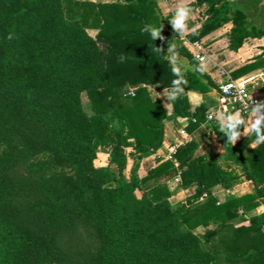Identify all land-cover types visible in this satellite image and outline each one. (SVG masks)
I'll use <instances>...</instances> for the list:
<instances>
[{"label": "trees", "instance_id": "16d2710c", "mask_svg": "<svg viewBox=\"0 0 264 264\" xmlns=\"http://www.w3.org/2000/svg\"><path fill=\"white\" fill-rule=\"evenodd\" d=\"M195 4L207 18L192 41L229 23L231 50L264 36L227 0ZM171 31L157 0H0V264H264V211L251 213L264 197V143L238 168L197 154L192 139L127 177L163 145L167 120L189 117L191 132L207 120L186 91L216 85L186 46L192 70L171 59ZM262 67L263 53L232 74ZM152 88L184 93L169 114ZM243 179L252 192L215 193Z\"/></svg>", "mask_w": 264, "mask_h": 264}, {"label": "crops", "instance_id": "0c3cea01", "mask_svg": "<svg viewBox=\"0 0 264 264\" xmlns=\"http://www.w3.org/2000/svg\"><path fill=\"white\" fill-rule=\"evenodd\" d=\"M94 1H114V0H94ZM119 1V0H115ZM162 13L168 18L169 24L173 30V25L170 20L174 14V10L179 5L180 0H157ZM185 2L192 8V14L190 20L188 21V29L185 30L179 36L174 38L175 47L171 48L169 55L171 59L178 65H181L184 69L192 70L193 66L190 64L187 57L183 56L179 51L178 47L183 45L184 38L190 39L189 35L194 31L201 28L203 22L207 18V14L203 11L201 6H197L196 0H185ZM232 24H228V27H221L214 31L213 33L203 37L200 42L203 48L207 51V71L206 73L212 78L216 87L212 88L207 92H201L194 89H188L187 95L190 100L191 110L194 112L196 108L204 104L208 112L214 111V119L206 120L203 122L195 131L191 132L188 129L190 122L189 117H178L176 122L173 120H167L165 122V134L163 145L157 150L156 153L143 158L140 161V168L148 171L150 168L157 165L158 158L167 159L172 153V148L176 145L183 144L189 140L195 139L198 142L197 154H207L212 153L217 161L223 165H231L234 167H240L243 161V156L248 154L256 146H253V141L255 140L254 135L242 134L241 138L236 141L237 148L226 149L223 140L218 133L215 125H218V120L222 115L233 114V113H222L217 111L218 104V84L223 80L221 71L223 69L233 72L238 67L254 61L257 56L264 54V36L263 37H250L248 38L242 47L238 50H231L229 46V38L227 33L231 30ZM191 40V39H190ZM191 53L195 51L194 47L190 46L188 48ZM196 59V58H195ZM197 60V59H196ZM198 61V60H197ZM199 62V61H198ZM200 63V62H199ZM245 75H254L256 77V91L261 101L264 102V68H258L251 71ZM165 89L152 88V94L156 98H159L167 109L168 113L172 112V102H169L166 106V97L161 94L164 93ZM241 115V114H240ZM245 118L249 123L254 119L251 115ZM182 129L187 132L183 133ZM240 131L244 132V126H241ZM108 157V156H107ZM188 195L194 192V188L180 189ZM254 190L253 183L250 180L243 179L241 182L233 186L232 188L217 187L215 193L224 198L230 194L236 193H247ZM259 205L253 208L252 214L260 213L264 211V197L259 198ZM246 207L242 206L241 211H246ZM204 227V226H200ZM198 227V228H200ZM206 228V227H204ZM197 229V228H196ZM195 229V232L197 233Z\"/></svg>", "mask_w": 264, "mask_h": 264}, {"label": "clouds", "instance_id": "9594fccd", "mask_svg": "<svg viewBox=\"0 0 264 264\" xmlns=\"http://www.w3.org/2000/svg\"><path fill=\"white\" fill-rule=\"evenodd\" d=\"M192 8L185 2V0H180L179 5L174 10V14L170 20L173 25V30L177 34H182L185 30L188 29V21L190 20L192 14ZM151 38L155 39L160 37V29L157 27H151ZM8 39L13 38V34L9 33ZM163 39V37H161ZM156 52H159L160 49H155ZM171 51V48L169 49ZM123 60V57H121ZM200 61V71L202 73L207 71V60L206 58H199ZM172 72L174 74L179 73L180 69L173 66ZM182 81H174L173 83L179 84ZM232 85L229 84V87ZM241 89V88H240ZM242 90V89H241ZM225 92L228 91V88L224 89ZM184 93V89L180 88L179 90H169L165 89L164 93L161 94L163 97H166L167 106L169 102H174L180 98ZM251 114L254 119L249 123L245 118L241 117L240 112L237 111L233 114L222 115L218 120L219 131L224 133L227 138L228 144H235L237 140L241 138L242 134L254 135L255 140L252 142L253 146L260 145L264 143V102L255 103L251 109ZM241 126H244V132L240 131Z\"/></svg>", "mask_w": 264, "mask_h": 264}, {"label": "built area", "instance_id": "2783aa9c", "mask_svg": "<svg viewBox=\"0 0 264 264\" xmlns=\"http://www.w3.org/2000/svg\"><path fill=\"white\" fill-rule=\"evenodd\" d=\"M183 45L189 48L194 47L195 51H192L194 57L199 61V58H206L207 51L203 48V45L196 41L184 38ZM200 62V61H199ZM223 80L218 84V104L217 111L222 113H235L237 111L244 117L251 116V109L255 103L262 102L256 91V77L254 75H244L235 78L231 71L223 69L221 71ZM229 84L232 86L229 87ZM228 88L225 92L224 89ZM242 90H241V89ZM131 94L134 95L135 92L132 90ZM214 119V111L207 113V120ZM196 121L195 118H193ZM183 133L187 131L182 129ZM178 145L172 148V153L169 158L175 159L173 153L177 150ZM176 161V160H175ZM177 163V161H176ZM181 177L175 178V182H180ZM206 195V194H205Z\"/></svg>", "mask_w": 264, "mask_h": 264}, {"label": "water", "instance_id": "95a60500", "mask_svg": "<svg viewBox=\"0 0 264 264\" xmlns=\"http://www.w3.org/2000/svg\"><path fill=\"white\" fill-rule=\"evenodd\" d=\"M234 9H241L247 14V27L264 28V0H227Z\"/></svg>", "mask_w": 264, "mask_h": 264}, {"label": "rangeland", "instance_id": "374dc122", "mask_svg": "<svg viewBox=\"0 0 264 264\" xmlns=\"http://www.w3.org/2000/svg\"><path fill=\"white\" fill-rule=\"evenodd\" d=\"M203 11H206V8L207 6H203ZM231 24V23H229ZM224 27H228V24L225 25ZM90 33L92 35H95L96 34V31L95 30H90ZM99 157H100V163H102L103 161H106L107 160V153H103V152H100L99 153ZM140 163V161H135L133 162L130 167H129V171L127 173V177L129 178L131 176V174L136 170L135 174L139 175V176H142L144 175L147 171L143 168H136V164ZM171 186L173 188L177 187V182H175V180H173L171 183ZM188 193H184L182 192L180 189L174 193V195L172 196L171 200L173 203L175 204H178V203H181L182 201H185L186 198L188 197ZM197 233L202 235L205 231H206V228L204 227H200V228H197L196 229Z\"/></svg>", "mask_w": 264, "mask_h": 264}]
</instances>
